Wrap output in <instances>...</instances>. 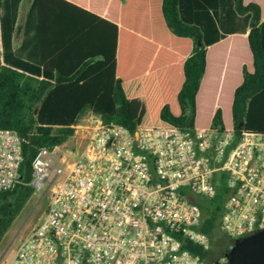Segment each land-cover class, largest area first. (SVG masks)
<instances>
[{
  "label": "trees",
  "instance_id": "trees-1",
  "mask_svg": "<svg viewBox=\"0 0 264 264\" xmlns=\"http://www.w3.org/2000/svg\"><path fill=\"white\" fill-rule=\"evenodd\" d=\"M34 10L38 67L10 52L16 14L0 19V128L22 140L19 182L0 192V243L35 193L38 151L88 115L130 130L264 133V0H34ZM224 179L195 198L211 248H189L208 261L233 246L219 228Z\"/></svg>",
  "mask_w": 264,
  "mask_h": 264
},
{
  "label": "built area",
  "instance_id": "built-area-1",
  "mask_svg": "<svg viewBox=\"0 0 264 264\" xmlns=\"http://www.w3.org/2000/svg\"><path fill=\"white\" fill-rule=\"evenodd\" d=\"M85 122L65 171L53 151L36 154L31 185L46 187L45 217L7 264H223L189 248H211L195 198H212L220 175L222 233L234 242L264 229V133ZM21 162L20 136L0 128V192L19 182Z\"/></svg>",
  "mask_w": 264,
  "mask_h": 264
},
{
  "label": "rangeland",
  "instance_id": "rangeland-1",
  "mask_svg": "<svg viewBox=\"0 0 264 264\" xmlns=\"http://www.w3.org/2000/svg\"><path fill=\"white\" fill-rule=\"evenodd\" d=\"M90 116L91 115L86 116L82 120V123L86 124L87 122L85 121L88 120ZM83 144L84 138L80 131L78 135L73 136L62 146L57 147L52 153L57 166L65 171L66 164L72 162L82 152ZM53 177L54 175H52L51 178ZM45 189L46 187L35 190V193L28 200L1 241L0 264H7L15 253L20 240L24 239L33 228L39 226L43 221L48 201V194H45ZM219 260L223 261L222 258H219Z\"/></svg>",
  "mask_w": 264,
  "mask_h": 264
},
{
  "label": "crops",
  "instance_id": "crops-1",
  "mask_svg": "<svg viewBox=\"0 0 264 264\" xmlns=\"http://www.w3.org/2000/svg\"><path fill=\"white\" fill-rule=\"evenodd\" d=\"M67 2L71 3L72 0H67ZM64 7H66L65 11L68 13H72V11H74L68 5H65ZM14 14L17 16L14 26L15 30L17 29V31H15L16 33L13 34L10 52L13 57L26 63L27 65L38 67V43L36 35L34 0H20L17 6H15V0H4L2 8L0 9V19L7 16L10 17L9 19H12ZM64 17H67L65 19H72V24L75 23V17L73 15ZM18 27L20 28L19 32ZM1 62L2 64L6 65V62L2 56ZM38 78H44L41 72Z\"/></svg>",
  "mask_w": 264,
  "mask_h": 264
},
{
  "label": "water",
  "instance_id": "water-1",
  "mask_svg": "<svg viewBox=\"0 0 264 264\" xmlns=\"http://www.w3.org/2000/svg\"><path fill=\"white\" fill-rule=\"evenodd\" d=\"M225 259V264H264V229L236 239Z\"/></svg>",
  "mask_w": 264,
  "mask_h": 264
},
{
  "label": "flooded vegetation",
  "instance_id": "flooded-vegetation-1",
  "mask_svg": "<svg viewBox=\"0 0 264 264\" xmlns=\"http://www.w3.org/2000/svg\"><path fill=\"white\" fill-rule=\"evenodd\" d=\"M45 213H46V209H45ZM23 239H21L20 241H22ZM20 243V242H19ZM226 255V254H225ZM223 261H222V263L223 264H225V262H226V259H225V257L222 259Z\"/></svg>",
  "mask_w": 264,
  "mask_h": 264
},
{
  "label": "bare ground",
  "instance_id": "bare-ground-1",
  "mask_svg": "<svg viewBox=\"0 0 264 264\" xmlns=\"http://www.w3.org/2000/svg\"><path fill=\"white\" fill-rule=\"evenodd\" d=\"M30 42V41H29ZM26 46H27V44H26Z\"/></svg>",
  "mask_w": 264,
  "mask_h": 264
}]
</instances>
